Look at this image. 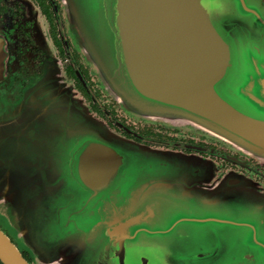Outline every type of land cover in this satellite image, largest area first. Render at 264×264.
I'll return each mask as SVG.
<instances>
[{
	"label": "water",
	"instance_id": "obj_1",
	"mask_svg": "<svg viewBox=\"0 0 264 264\" xmlns=\"http://www.w3.org/2000/svg\"><path fill=\"white\" fill-rule=\"evenodd\" d=\"M64 2L122 105L264 161V0ZM215 173L110 130L59 64L0 102V218L42 264H264V190ZM0 259L29 264L2 230Z\"/></svg>",
	"mask_w": 264,
	"mask_h": 264
},
{
	"label": "flooded vegetation",
	"instance_id": "obj_2",
	"mask_svg": "<svg viewBox=\"0 0 264 264\" xmlns=\"http://www.w3.org/2000/svg\"><path fill=\"white\" fill-rule=\"evenodd\" d=\"M68 12L64 0H0V43L7 52L0 102L21 99L25 88L45 74L48 63L59 64L94 117L113 132L136 143L210 160L217 180L235 172L264 190L260 158L199 128L137 115L113 97L75 37ZM0 230L29 264H42L22 247L2 218ZM0 264L5 263L0 259Z\"/></svg>",
	"mask_w": 264,
	"mask_h": 264
}]
</instances>
